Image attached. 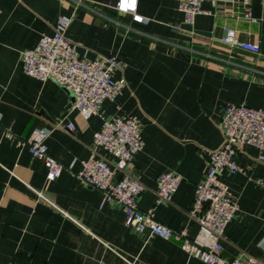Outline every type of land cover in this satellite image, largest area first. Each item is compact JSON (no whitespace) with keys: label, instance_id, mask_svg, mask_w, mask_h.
Masks as SVG:
<instances>
[{"label":"crops","instance_id":"crops-1","mask_svg":"<svg viewBox=\"0 0 264 264\" xmlns=\"http://www.w3.org/2000/svg\"><path fill=\"white\" fill-rule=\"evenodd\" d=\"M117 1L0 0V264H206L180 239L137 233L119 204H103V192L76 175L94 153L114 159L94 151L103 118L85 119L67 88L26 74L22 52L69 16L66 35L82 55L122 61L115 75L127 85L102 113L142 123L144 148L132 166L146 185L139 208L195 237L196 185L205 178L208 153L223 144L226 107L264 108V0H205L193 29L185 27L177 0H134L135 12ZM225 26L260 51L223 42ZM35 130L64 165L55 180L24 144ZM260 154L245 145L238 154L244 170L222 177L240 205L224 234L222 255L229 259L249 254L264 261ZM169 170L182 182L170 203L158 204L157 178Z\"/></svg>","mask_w":264,"mask_h":264},{"label":"built area","instance_id":"built-area-1","mask_svg":"<svg viewBox=\"0 0 264 264\" xmlns=\"http://www.w3.org/2000/svg\"><path fill=\"white\" fill-rule=\"evenodd\" d=\"M204 1L177 0L187 23L193 24L196 16L203 12ZM116 5L119 9L128 6L134 12L137 10L134 0H119ZM246 16L251 17V12H246ZM71 22V17L62 16L53 34H44L35 47L22 52V63L26 74L67 88L72 93L73 107L85 119L93 115L103 118L101 129L94 134V151L102 150L114 159L94 153L82 160V169L76 175L103 192V204H119L126 214V225L132 229L143 232L149 227L151 236L180 239L185 250L206 264H264L263 260L249 254L234 259L222 255L225 230L240 210L238 197L222 177L244 170L238 154L245 145L259 148L260 158L264 160V108L245 103H231L226 107L220 121L223 144L208 153L205 178L196 185L190 214L198 222V233L191 237L187 227L175 230L159 222L153 212L139 208V197L146 185L133 173L132 166L134 156L144 148L142 123L134 115L105 116L102 113L104 102L117 98L127 85L125 77L115 75L122 61L115 55L93 59L82 55L66 35ZM221 40L245 50L259 52L261 49L258 43L241 40L238 31L230 26L224 27ZM74 127L73 123L68 124L70 130ZM24 144L34 157L44 161L48 180L57 179L64 165L49 153L45 135L35 130ZM181 182L180 174L171 170L162 172L157 178V203H170Z\"/></svg>","mask_w":264,"mask_h":264},{"label":"water","instance_id":"water-1","mask_svg":"<svg viewBox=\"0 0 264 264\" xmlns=\"http://www.w3.org/2000/svg\"><path fill=\"white\" fill-rule=\"evenodd\" d=\"M185 27L186 28H189V29H193V26H192V24H189V23H187V24H185ZM262 51L264 52V38H263V42H262ZM206 204H210V201H208ZM135 230V229H134ZM137 233H139V234H141V235H143L145 238H148L149 236H150V232H151V228H146L143 232H139V231H137V230H135Z\"/></svg>","mask_w":264,"mask_h":264}]
</instances>
